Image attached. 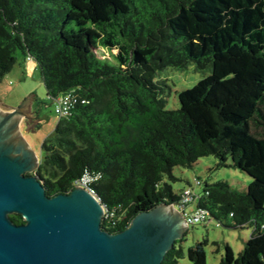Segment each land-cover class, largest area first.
Masks as SVG:
<instances>
[{
  "label": "trees",
  "instance_id": "trees-1",
  "mask_svg": "<svg viewBox=\"0 0 264 264\" xmlns=\"http://www.w3.org/2000/svg\"><path fill=\"white\" fill-rule=\"evenodd\" d=\"M18 52L21 65L37 62L50 97L87 101L43 142L37 170L49 196L91 174L108 209L102 226L118 232L138 213L178 201L174 167L214 155L217 167L252 177L246 190L204 183L198 205L210 218L253 228L239 255L225 244L219 264H264V0H0V82ZM191 63L211 73L167 109L160 72ZM184 241L163 264L185 255L207 264L208 240L187 250Z\"/></svg>",
  "mask_w": 264,
  "mask_h": 264
},
{
  "label": "water",
  "instance_id": "water-1",
  "mask_svg": "<svg viewBox=\"0 0 264 264\" xmlns=\"http://www.w3.org/2000/svg\"><path fill=\"white\" fill-rule=\"evenodd\" d=\"M30 101L9 113L0 109V264H163L188 229L174 202L142 211L124 230L110 232L102 226L107 208L97 192L75 186L49 196L39 177L26 174L41 161L20 130ZM13 213L25 223H15Z\"/></svg>",
  "mask_w": 264,
  "mask_h": 264
},
{
  "label": "rangeland",
  "instance_id": "rangeland-1",
  "mask_svg": "<svg viewBox=\"0 0 264 264\" xmlns=\"http://www.w3.org/2000/svg\"><path fill=\"white\" fill-rule=\"evenodd\" d=\"M116 52V50H114ZM100 57H110L106 50H98ZM18 62L8 72L0 82V109L4 113H9L10 107L20 108V104L31 96L30 104L27 108V117L20 123V130L24 141L35 155L42 159L44 156L43 142L51 137L58 124L59 116L55 111L53 99L48 95L44 84L41 70L36 61H27L24 66L20 65L23 55L18 52ZM114 64V59H109ZM211 73L210 68L196 70L195 64L191 63L187 69L179 70L167 68L160 72L161 80L168 83L165 89L167 109H178L180 107L179 93L182 90L193 87L202 78ZM218 159L214 155L205 156L199 159L192 169L176 166L173 174L177 178L172 181L176 192L192 187L194 191L202 195L205 182L215 183L226 181L233 188L246 190L252 181V177L247 173L233 167H217ZM196 179L202 181L198 186ZM196 204L188 206L190 213ZM253 232L251 226L244 228L230 227L220 224L216 219L209 218L197 224L188 226L182 233L181 238L184 249L205 239L208 244L205 246L207 253V264H219L225 254V244L232 246L236 255L243 250L246 242ZM179 264H194L187 255L180 260Z\"/></svg>",
  "mask_w": 264,
  "mask_h": 264
},
{
  "label": "built area",
  "instance_id": "built-area-1",
  "mask_svg": "<svg viewBox=\"0 0 264 264\" xmlns=\"http://www.w3.org/2000/svg\"><path fill=\"white\" fill-rule=\"evenodd\" d=\"M53 99L55 105V111L59 118L66 117L71 115L76 106L80 103H86L85 99H81L79 96L72 92H68L66 94H62L56 97H51ZM96 178L91 174L85 173L82 177L75 180V186H81L90 188L92 191L96 192L93 188L92 184ZM196 183L198 186L202 185V181L196 179ZM200 195L197 194L192 187L185 188L181 192V197L178 201L174 202L176 207L183 213L186 218V222L188 226L197 224L203 221H207L210 218V214L208 210L201 208L198 205ZM191 204H196V208H194L190 213H188L187 208ZM106 210L104 217L108 216Z\"/></svg>",
  "mask_w": 264,
  "mask_h": 264
},
{
  "label": "flooded vegetation",
  "instance_id": "flooded-vegetation-1",
  "mask_svg": "<svg viewBox=\"0 0 264 264\" xmlns=\"http://www.w3.org/2000/svg\"><path fill=\"white\" fill-rule=\"evenodd\" d=\"M27 175H34V176H38V170H32V171H29V172H26Z\"/></svg>",
  "mask_w": 264,
  "mask_h": 264
},
{
  "label": "crops",
  "instance_id": "crops-1",
  "mask_svg": "<svg viewBox=\"0 0 264 264\" xmlns=\"http://www.w3.org/2000/svg\"><path fill=\"white\" fill-rule=\"evenodd\" d=\"M21 65V64H20Z\"/></svg>",
  "mask_w": 264,
  "mask_h": 264
}]
</instances>
